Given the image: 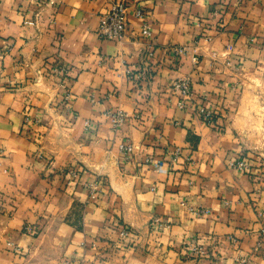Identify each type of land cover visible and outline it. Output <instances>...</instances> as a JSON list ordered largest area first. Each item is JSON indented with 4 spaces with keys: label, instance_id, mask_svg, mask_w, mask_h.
<instances>
[{
    "label": "crops",
    "instance_id": "obj_1",
    "mask_svg": "<svg viewBox=\"0 0 264 264\" xmlns=\"http://www.w3.org/2000/svg\"><path fill=\"white\" fill-rule=\"evenodd\" d=\"M125 1L0 0V264H264V0Z\"/></svg>",
    "mask_w": 264,
    "mask_h": 264
},
{
    "label": "built area",
    "instance_id": "obj_2",
    "mask_svg": "<svg viewBox=\"0 0 264 264\" xmlns=\"http://www.w3.org/2000/svg\"><path fill=\"white\" fill-rule=\"evenodd\" d=\"M136 16L140 19L144 20V14L141 10L136 11ZM129 25V5L125 0H110V7L109 9L101 16L98 26V33L103 36L104 38L108 40H116L120 41L123 39V37L126 34L127 28ZM142 34L149 38L151 37V27L150 24L144 20V24L142 26ZM208 40H212V37H208ZM175 52L178 55H183L186 52V49L184 47H176ZM53 71L57 74L63 75L65 73L64 68H54ZM138 79L144 78V72L139 71L137 75ZM173 89L176 93L180 94L182 96V99H180L177 103L178 107L185 108L186 103L184 99H195V93L192 87V84L188 78H182L177 79L173 84ZM69 98V95H67V99ZM197 114L207 123H214V115L212 114L211 110H209L208 107L201 104L196 109ZM108 116L111 121V125L113 130L117 131L119 130L122 125L125 123L126 115L124 112L118 110L115 112L108 113ZM120 151L122 156L128 157L133 154L134 151V145L132 143L126 142L122 143L120 145ZM175 154H178V150ZM148 162H152V159H148ZM162 165V163H154V166L156 168H159ZM231 167L239 170L240 172H248L250 170V166L245 160H234L231 162ZM69 175L71 177H77V173L75 171H70ZM88 189V196L89 199H94L97 197L98 193V185L96 183H88L87 184ZM193 212H195L199 216H206L210 214V211L207 209L199 208V209H192ZM153 225L156 227H169L167 223L162 221L160 218H155L153 220ZM24 230L28 233H35L34 229L26 225L24 227ZM125 230L123 231V234H125ZM191 252L195 256H201L204 255L205 250L204 248L199 245L198 243H191L190 244ZM243 264H251L248 263L246 260L242 261Z\"/></svg>",
    "mask_w": 264,
    "mask_h": 264
}]
</instances>
